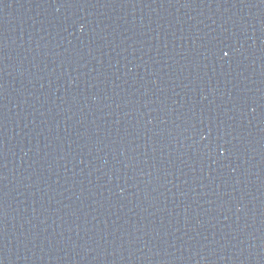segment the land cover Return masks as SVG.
<instances>
[{"label": "water", "instance_id": "water-1", "mask_svg": "<svg viewBox=\"0 0 264 264\" xmlns=\"http://www.w3.org/2000/svg\"><path fill=\"white\" fill-rule=\"evenodd\" d=\"M0 264H264V0H0Z\"/></svg>", "mask_w": 264, "mask_h": 264}]
</instances>
